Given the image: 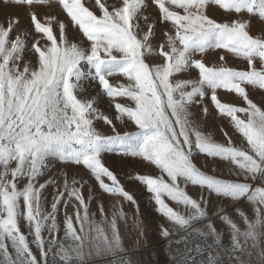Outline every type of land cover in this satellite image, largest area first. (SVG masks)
<instances>
[{
  "label": "snow or ice",
  "instance_id": "1",
  "mask_svg": "<svg viewBox=\"0 0 264 264\" xmlns=\"http://www.w3.org/2000/svg\"><path fill=\"white\" fill-rule=\"evenodd\" d=\"M14 2L31 7L48 0ZM55 2L67 23L57 16L42 23L30 15L43 45L37 39L29 48L26 33L17 32L19 19L0 25V264H49V255L52 264H94L98 259L140 264L134 255L139 248L127 247L121 233L120 222L128 223L122 201L135 206L138 236L146 240L149 229L106 154L138 158L158 169L157 175L129 178L146 188L163 218L159 236L172 254L159 264H198L197 254L205 251L199 240H211L200 264H224L225 252L228 264H264V100L254 102L246 87L264 90V31L252 30L254 18L264 21V0ZM213 6L223 11L222 21L209 15ZM150 7L168 26L162 30L167 50L161 44L158 53L150 42L154 25L146 31L141 25ZM71 31L80 34L75 41ZM209 49L243 59L244 69L209 66L195 58ZM26 50L35 63L25 60ZM154 54L159 63H152ZM189 70L197 71L198 79L177 78ZM116 76L123 82L113 84ZM90 82L112 98L114 117L99 110L97 97L83 95ZM219 90L235 94L241 104L223 100ZM196 106L205 116L215 111L227 118L241 140L225 132L226 140L219 142L203 132L193 118ZM99 121L110 132L98 129ZM133 125V131L120 130ZM197 153L226 163L227 175L203 170L195 162ZM49 157L67 168L86 169L101 192L114 198L111 214L98 202V218L90 210L92 186L86 198L88 181H69L67 173L62 188L51 194L48 210L45 189L56 181L40 179L49 170ZM189 185L199 191L190 194ZM212 197L227 207L214 206ZM61 202L64 235L59 239ZM244 203L253 206L252 217L241 209ZM217 220L230 230L229 246L223 244Z\"/></svg>",
  "mask_w": 264,
  "mask_h": 264
},
{
  "label": "rangeland",
  "instance_id": "2",
  "mask_svg": "<svg viewBox=\"0 0 264 264\" xmlns=\"http://www.w3.org/2000/svg\"><path fill=\"white\" fill-rule=\"evenodd\" d=\"M86 3L89 5L93 3V0H86ZM31 13H35L37 17L41 20L42 23H46L48 18L51 16H57V19L63 20L67 23V19L64 14L59 12V9L56 6L55 0H48L47 3H35L31 7L21 6L16 4L14 0H0V25L5 24L8 21L19 19V28L17 32H24L26 33V39L28 41L29 48L31 43L35 42L37 39H40L41 45L44 44V40L41 39L42 34H37L34 30L33 24L30 19ZM209 15L216 18L218 21H222L224 19V13L218 7H210L208 9ZM149 19L147 21L141 20V25L145 29V31L154 25L155 36L150 38V42L153 46V49L158 53L159 45L165 44V37L163 36V31H167V25H161L158 20V11L154 7L148 8L145 13ZM54 32L56 30L55 23H54ZM252 30L257 34H260L261 31H264V21L260 20L259 18H254L252 23ZM70 37L75 41L79 37V33L77 31H71L69 33ZM87 46V45H85ZM165 48L167 50V46L165 44ZM224 56L225 60L221 61L220 57ZM196 59H203V61L209 66H220L223 63H226L228 66L236 67L238 69L243 70L245 67V62L241 58L234 57L232 54L228 53L226 50L223 49H209L205 53H196ZM35 56L29 54L26 50L25 53V60L32 61L35 63ZM160 57L158 54H154L152 58V63H159ZM180 79H198V73L195 70H189L188 72L178 74ZM111 82L113 84H117L119 82H123V78L116 76L111 78ZM250 98L254 100V102L259 103L260 101L264 100V90L259 89L258 87L254 86H246ZM207 91V90H206ZM87 97H97V104L96 106L99 108L101 112L108 115L109 117L115 116V109H114V101L112 98L107 97L104 95L95 85L94 83L90 82L89 84L85 85V93ZM220 97L225 101L235 102L237 104H241V98L236 96L235 94H229L224 90H219ZM116 101L118 102H126V98L117 97ZM207 103V98L205 100ZM210 110L211 105L209 104ZM193 118L196 121L199 128L205 132L206 134H211L213 137L219 141L224 142L226 137L224 135L225 132L228 133L229 136L233 137L234 141H240V135L234 130L231 126L227 118L219 117L215 111H210L208 116H205L199 106L192 108ZM98 129L108 133L110 132V128L104 124L103 121L97 122ZM119 129V124H117ZM121 131H133L135 130V126H131L129 128L120 129ZM105 159L108 165L112 167L118 177L121 179V182L125 185L126 189L131 191L134 194L135 199L139 204V216L143 220L144 225L149 229L147 234V239L145 240L142 237L138 236L136 226L133 223L137 213L135 211V206L129 202L124 203V210L128 216V223L127 225L121 221L120 222V229L122 236L126 241V246L131 248L133 245H137L139 251L134 253L135 257L139 259L140 264H159V262L164 261L167 259L172 253L168 251L167 243L164 239L159 236V228L158 225L163 222V218L156 212L154 202L151 200V194L147 192L146 188L140 184L139 182L135 181L134 179H130L129 177H134L136 173L140 174H158V169L155 167H150L147 165V162H142L138 158L127 157L123 160L120 159L118 156L113 154H106ZM195 162L199 167L203 170L213 174V168L217 171L215 174L218 175H227V168L228 165L218 159L209 158L205 155L197 153L195 156ZM14 166V165H13ZM48 171L46 172L45 176L40 179V183H44L46 180L54 179L56 184L49 185L45 189V195L48 196V203L46 207L50 210V203H51V194L55 191L57 187L62 188L64 173H67L69 181L71 179H78L81 181H88V184L84 186V194L87 198L89 195V185L92 186V196L94 199L91 201V208L92 212H96L97 217L99 218V211H98V202H102L104 204L105 211L111 214L112 211V204L115 202L114 198L109 194L102 193L99 189L98 184L94 179L91 178L89 172L80 166H73L71 168L65 167L60 161H58L54 157H49L48 159ZM252 182V181H249ZM255 183V182H253ZM187 191L190 194L195 195L199 189L196 186H188ZM173 207H176L173 202L169 201ZM211 203L216 206H225L222 202H217L214 197L211 198ZM59 214H58V221L61 224L60 232L58 233V238L62 239L64 232H63V214H64V205L63 202L59 205ZM241 209L245 211V213L249 216H253V206L250 203H244L241 205ZM215 210V207L214 209ZM68 213L71 214L73 209L71 205H69L67 209ZM236 219L237 223L243 229L244 224L240 220V218L235 214L231 213ZM216 226L219 231L223 234V244L225 246L230 245V230L227 226L220 223L218 220L216 221ZM22 230L27 233V229L22 226ZM47 236V233H45ZM31 239V238H30ZM200 244L205 246V251L201 254H197L196 258L198 264L200 262L206 260L208 252H207V245L211 243V240L204 241L199 240ZM34 251H37L33 248ZM56 251V249H53ZM230 254L225 252L223 253L224 256V264H228V256ZM49 264H52V256L49 255ZM94 264H104L103 260H96Z\"/></svg>",
  "mask_w": 264,
  "mask_h": 264
}]
</instances>
